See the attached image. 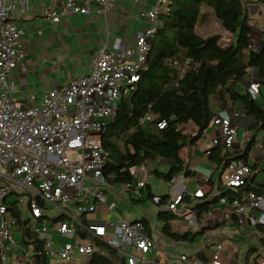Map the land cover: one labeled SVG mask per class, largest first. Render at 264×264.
Wrapping results in <instances>:
<instances>
[{
    "label": "built area",
    "instance_id": "1",
    "mask_svg": "<svg viewBox=\"0 0 264 264\" xmlns=\"http://www.w3.org/2000/svg\"><path fill=\"white\" fill-rule=\"evenodd\" d=\"M58 10L48 18L58 22L66 15H105L114 0H56ZM264 1V0H263ZM166 0H154L145 12L147 26L138 30L133 42L124 46L118 38L106 40L92 56L86 72L66 84L51 88L28 104L12 95L15 85L9 74L25 70L21 47L23 29L14 23L30 8L29 0H0V264H57L60 259L79 260L99 250L101 241L113 248L119 264L153 262L147 255L158 248L144 224L116 213V202L106 204V194L134 193L139 198L148 176L145 165L129 168L133 180L110 185L104 178L108 159L101 137L121 97L127 96L139 79V71L150 48L149 39L157 29V19ZM92 6L94 8L92 9ZM188 62L186 61L185 64ZM260 84L251 81L246 93L256 100ZM147 114L141 123L150 119ZM210 124L219 128L206 153L214 148L229 149L237 138L230 117L216 114ZM163 127L164 122L158 123ZM250 162L230 160L220 169L219 178L227 187L240 186L249 175ZM174 179V178H173ZM172 179V180H173ZM201 188L188 194L201 197ZM181 193L161 205L178 215L190 213L181 202ZM264 194L250 189L240 199L219 198L229 204L241 227L264 225V213L254 214ZM161 197L151 199L157 204ZM105 209L101 222L94 221L97 207ZM110 216V218H109ZM19 232V233H18ZM19 234V239L17 235ZM38 241L39 248L31 242ZM97 247V250L94 249ZM260 248V247H259ZM218 244L206 261L182 252L180 264H221ZM39 257L42 263H37Z\"/></svg>",
    "mask_w": 264,
    "mask_h": 264
},
{
    "label": "trees",
    "instance_id": "2",
    "mask_svg": "<svg viewBox=\"0 0 264 264\" xmlns=\"http://www.w3.org/2000/svg\"><path fill=\"white\" fill-rule=\"evenodd\" d=\"M252 3L264 8L263 0H166L158 15L156 32L149 39L150 48L139 71V79L131 93L119 99L101 137L108 157L103 171L108 184L131 182L133 177L128 171L131 166L142 164L147 167L149 162L159 159H168L170 165L166 171L153 168L150 172L156 178L169 182L179 173L189 174L179 152L194 137L184 134L181 128L191 123L197 128V134L202 133L216 115L211 103L214 95L223 103L227 99L239 101L242 113L253 120L251 128L254 133L264 130V107L247 93L224 89L228 81L240 80L250 70L264 87V42L257 44L252 38L256 29L248 8ZM202 8L209 12L202 11ZM209 14H213L229 34L228 43H224L219 34L201 35L197 31V26L202 25ZM260 33L264 34V22ZM147 114L150 119L141 123ZM162 122L164 126L158 127L157 124ZM253 143L254 136L241 153L218 148L213 171L206 181L207 190L195 198L182 194L181 202L201 217L219 198L231 201L246 195L253 187L250 176L256 169L255 163L250 165L249 175L238 187L225 186L219 178L218 167L230 160H247ZM214 187L218 193L209 198ZM153 196L147 185L142 201ZM159 196L161 199L156 205L161 206L167 196ZM177 216L170 210L157 212L161 233L173 241L193 242L197 233L189 230L180 233L171 228L170 223ZM139 220L144 227L147 225L143 218ZM231 222H236L234 216ZM256 230L264 234V225L258 224ZM30 237L37 250L38 241ZM258 241L259 246H264V236ZM97 246L100 251H95L86 264H119L120 257L113 248L101 241ZM36 262L42 263V260L37 257Z\"/></svg>",
    "mask_w": 264,
    "mask_h": 264
},
{
    "label": "crops",
    "instance_id": "3",
    "mask_svg": "<svg viewBox=\"0 0 264 264\" xmlns=\"http://www.w3.org/2000/svg\"><path fill=\"white\" fill-rule=\"evenodd\" d=\"M29 1L28 12L14 19V23L24 31L21 47L25 52L23 62L25 70L15 68L9 74L10 81L15 85L12 95L23 104L29 103L31 95L35 100L47 90L60 87L77 74L86 72L90 59L106 40L118 38L122 45H130L136 32L147 26L145 12L149 10L154 0H114L110 10L103 16L94 12L89 15H66L58 22H52L48 18L52 10L59 9L56 0ZM248 8L258 14L262 13V8L257 3H252ZM227 36L230 37L229 34ZM252 38L257 44L264 42L262 33ZM254 79L255 73L250 70L244 78L228 81L224 89L235 93H246L248 84ZM255 101L264 107L263 86H260L259 95ZM211 103L216 114L230 117L232 124L237 127V138L229 148L230 151L241 153L249 139L254 136V143L247 155V160L251 165L255 163L256 167L250 176L253 186L251 189L264 194V130L254 133L251 128L253 120L242 113L239 101L232 102L227 99L226 103H223L217 95H214ZM181 129L184 134L194 137L179 152L189 169V174L179 173L173 180L166 182L164 189L154 191L148 178L156 177L150 171L153 168L166 171L170 165L168 159H159L147 164L146 184L139 191L143 193L142 198L134 193L125 195L116 194L115 191V194L108 192L106 198L116 202V210L119 205L123 206L125 214L122 207L119 208L122 217L143 218L147 222L145 230L153 236L158 245L154 252L147 255L153 262L180 264L175 261V256L182 252L206 261L220 244L221 264H264V246L258 245V239L264 234L256 230V227L255 229L247 228L239 226L236 222L232 223V218L225 220L224 214L231 212L229 204L217 201L211 204L208 211L201 217H198L197 213L190 208V213L178 215L171 221L170 226L173 231L182 233L189 230L197 233L193 242L173 241L161 233V223L157 220V212L160 209H166L153 204L151 199L142 201L145 198L147 185L154 195L167 196L166 202L178 193L188 195L198 188L204 192L207 190L208 176L214 168L213 160L216 158L217 149H221L219 146L215 147L211 156L206 153L209 148H212V138L219 135L217 126L209 124L200 134H197V128L191 123L184 125ZM222 166V164L219 165L218 173ZM214 180H217L216 175ZM217 193L214 187L208 197ZM130 206L137 208L127 212ZM104 211L103 207L98 206L94 213V221L101 222ZM259 212L264 213V197L259 202L258 208L254 210V214Z\"/></svg>",
    "mask_w": 264,
    "mask_h": 264
},
{
    "label": "rangeland",
    "instance_id": "4",
    "mask_svg": "<svg viewBox=\"0 0 264 264\" xmlns=\"http://www.w3.org/2000/svg\"><path fill=\"white\" fill-rule=\"evenodd\" d=\"M251 5V4H249ZM205 11L206 13L209 12L208 9L202 8V11ZM249 13L250 16L252 17V22L254 23V25L256 26V29L253 31L252 33V37H254V35L258 36V33H260V30L263 28V22H264V8H262V13L258 14L256 11L253 12L252 9H249ZM197 31L201 34V35H206V34H210V33H216L219 34L222 41L224 43H228L229 42V38L227 36V33L221 28V26L219 25V22L216 20V18L213 16V14H209L207 15V19L206 21L203 22L202 25H198L197 26ZM148 182H150L152 188L154 191H160L162 189H164V187L166 186V182L165 180H158L156 178H154L153 176H149L148 178ZM110 202V198L106 199V204H108ZM122 207V211H123V206L119 205L118 206V210H115L116 213L118 215L121 216V212L119 210V208ZM136 206H130L129 210H127V212L132 211V209H136ZM123 213L125 214V212L123 211ZM19 233V232H18ZM18 239H19V234L17 235ZM94 249L97 250V247L94 246ZM90 255H84L82 256L81 259L79 260H64V259H60L59 262L57 264H86L87 261L89 260Z\"/></svg>",
    "mask_w": 264,
    "mask_h": 264
}]
</instances>
